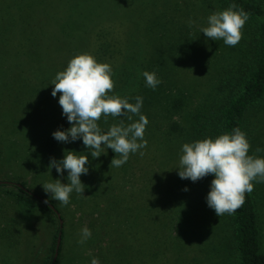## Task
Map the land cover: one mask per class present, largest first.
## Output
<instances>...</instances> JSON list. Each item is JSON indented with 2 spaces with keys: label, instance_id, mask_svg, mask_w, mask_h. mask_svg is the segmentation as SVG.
<instances>
[{
  "label": "rangeland",
  "instance_id": "1",
  "mask_svg": "<svg viewBox=\"0 0 264 264\" xmlns=\"http://www.w3.org/2000/svg\"><path fill=\"white\" fill-rule=\"evenodd\" d=\"M82 1L0 0V264H49L59 220L43 209L42 200L53 203L61 217L63 238L58 264H91L93 258L99 264H212V232L221 229L222 216L218 217L207 205L210 190L204 186L205 177L196 182L181 179L178 169L181 145L191 143L186 134L192 112L220 78L223 41L206 38L200 31L201 26H207V17L218 11L215 1L103 0L106 5H118L112 8L119 10L109 13L108 19L94 29L82 24L80 29L72 16L80 7L87 10L90 4ZM189 20L195 24L180 33L177 27L189 26ZM95 31L104 37L96 36L99 33ZM84 53L111 66L115 86L109 95L126 98L121 93L125 91L128 97L135 98V77L137 81L143 72H154L161 81L155 90L161 88L162 97L156 101L158 105H150L143 112L159 106L161 116L166 101L180 99L181 128L173 137L158 135L148 125L153 122L149 118L152 121H148L144 132L147 147L141 149L145 154L129 156L135 182L128 178L122 181L117 167L110 165L115 156L111 149L92 158L85 148L88 173L82 174L80 180L86 187L82 195L73 191L69 204L62 205L42 185L56 179L68 183L67 170L61 175L48 166L50 158L59 161L65 151H73L75 141L61 142L52 154L45 149L58 121L67 119L58 103L60 93L53 97L54 85L50 83L71 58ZM127 74L130 78H126ZM126 81L130 83L125 87ZM141 81L137 92L153 90L143 75ZM117 119L102 116L98 124L107 131L118 124ZM246 138L250 155L264 158L262 105L247 113ZM257 148L261 151L257 152ZM253 183L264 252V183ZM21 184L40 199L35 211L23 213L15 205L10 193H18ZM127 204L141 212L155 207L139 221L150 216L152 222L153 215L164 213L161 227L148 232L143 226L129 227L128 220L136 212L126 211ZM143 224L147 228L148 222ZM85 226L92 235L79 244L80 230ZM174 232L181 233L180 243L171 237ZM147 234L149 239L144 237Z\"/></svg>",
  "mask_w": 264,
  "mask_h": 264
},
{
  "label": "clouds",
  "instance_id": "2",
  "mask_svg": "<svg viewBox=\"0 0 264 264\" xmlns=\"http://www.w3.org/2000/svg\"><path fill=\"white\" fill-rule=\"evenodd\" d=\"M236 8L237 5L231 4L222 11H213L207 17V26L200 27L201 33L213 41L222 40L227 46L237 45L242 39V29L249 19V13ZM188 23L192 26L195 21L189 20ZM112 75L108 63H99L88 53L71 58L66 68L58 71L50 83L54 85L51 95L56 97L60 93L58 103L62 115L66 116L71 126L66 130H56L52 135L55 140L63 143L82 139L92 158H98L106 149H111L115 156L110 165L121 167L128 161L130 154H145L141 149L147 147L144 132L148 120L141 114V96H136L133 104L128 98L109 95L115 86ZM142 75L147 86L153 90L161 83L154 72L145 71ZM125 114H128L129 121L133 120V116H138V120L127 125L121 120L107 131H102L98 124L102 116L122 117ZM249 149L246 134L239 127L234 128L230 134H220L214 139L204 138L183 143L178 175L192 182L212 175L214 178L206 197L208 207L218 217L232 214L245 203V194L254 190V181L264 183V158L249 155ZM256 151L261 149L257 148ZM88 163V156L77 155L74 151H65L63 159L59 161L50 158L49 170L55 168L61 175L67 170L68 183H61L59 179L45 182L43 190L51 193L52 199L68 205L70 194L75 191L82 195L86 187L80 176L88 173ZM79 235L77 243L84 244L92 233L85 226ZM91 264H99V260L93 258Z\"/></svg>",
  "mask_w": 264,
  "mask_h": 264
},
{
  "label": "trees",
  "instance_id": "3",
  "mask_svg": "<svg viewBox=\"0 0 264 264\" xmlns=\"http://www.w3.org/2000/svg\"><path fill=\"white\" fill-rule=\"evenodd\" d=\"M214 1L218 11L228 8L231 4H235L237 5L235 10L243 9L249 13V19L246 21L242 29V39L237 45L234 47L227 46L224 43L221 45L224 54L221 59V66H219L220 78L205 98H203L196 105L192 112L193 115L188 124L186 134L191 142L202 140L204 138L214 139L218 135L224 133L230 134L236 127H239L241 131L246 134V120L249 110H252L254 107H261V105L264 108V0ZM81 3H88L90 5L87 7L88 11L86 9L83 10L82 7H80V10L76 11L72 16V21L76 27L82 24V26H85L84 28H89L88 26L91 25V28L94 29L96 26L98 27L100 22L103 23L104 19H108L106 16H108L109 13L113 14L119 10V8L113 10V8L118 7V5L113 4L111 6L110 4L112 3L107 4L108 6L110 5L108 9L107 5L103 3V0H83ZM102 5L106 7L103 8ZM93 9L97 10L94 12ZM172 11L175 12L174 10ZM79 28L83 29L81 26ZM177 28L181 33V31H189L191 27L188 25H182ZM68 33L69 35H72L73 32L68 31ZM96 36L104 37L100 33ZM191 39L192 36L190 37V40ZM76 42L79 43L81 41L77 40ZM201 43L202 42L200 41V44ZM191 45H193V40L191 41ZM186 46L188 48H192L188 43ZM188 55H190L189 52H187V56ZM126 59L128 61L130 60L129 54ZM159 69H161L163 73L162 75L164 76L165 73L163 72V69ZM128 77L130 78L129 74L126 75V78ZM141 80L142 74L138 76L137 81L135 77L134 86L136 87V92L133 93V96H141L143 98L141 114L145 115L148 121L151 120L149 118L153 119V122H148V125H152V130L158 135L173 137L178 134L181 128V118H179V115H181L180 107L182 105V101L180 99L173 100L168 103L166 101L165 105L162 106L161 111L163 110V115L161 116H158L157 112V109L161 108L159 106L151 112L148 111L150 113L143 112L146 111L150 105H158L156 101L160 99L159 97H162V89L149 90L147 92L146 90H140L141 92H137V88L140 86L138 82ZM129 83V81H126L125 87ZM144 86V82L141 81V87ZM121 93L123 97L129 99L130 103H135V98L128 97V94L125 91ZM127 115L128 114H125V116L122 117H115L118 118L117 123L121 120H123L124 123L129 121L127 120ZM134 119L137 121L138 116H133V120L129 121V123L134 122ZM69 126L70 125L67 119H61L57 123L56 130H66ZM60 143L61 142L55 140L53 135H51L45 144L47 153L52 154ZM74 143L73 151L77 155H87L86 150L84 151L85 146L83 145L82 139L78 138ZM130 166L131 159H128L124 165L117 167L122 177V181L124 178H128L130 180H134L132 182H135ZM213 178L214 177L212 175H208L204 178L205 188L210 190V184ZM18 187V193H10V195L14 198L15 205L23 213L35 211L38 208L40 199L37 197L35 198L34 195L27 192L24 189L25 184H21V186ZM132 188L133 186L130 187L129 191H131ZM137 192H139V194L142 193L140 189L139 191L137 190ZM22 193H26L31 198H26ZM48 205L53 206L59 214V210L56 206L49 201L47 204L43 203V209L55 215V213L50 210ZM154 208L143 210V212H141L138 208L134 211L128 204L125 205L124 209H126V211L136 212V214L132 213L134 218L128 220L129 227L133 225V228L138 229L140 226H143L147 232L148 229H153V227H155V229L161 227V218L164 213H156L155 215L152 214V222L149 221L150 216L146 220L139 221L145 212L153 210ZM173 214L176 215V213ZM58 220H61V217ZM221 220V229H217L218 231L214 230L215 233L214 231L212 232L214 242L210 244V251L214 255L211 254L209 256H213V258H211L212 264H224L225 262L228 264H264V252L261 248V233L259 229L258 209L254 196V190L251 193L245 194V203L239 209L232 214L226 213L222 215ZM145 221L148 222L147 228L143 224ZM206 226H208L207 222ZM62 230L63 227H60L59 225L53 236L50 247L51 255L49 257V264H53V258L56 253L55 249L57 237L59 234L61 237V244L57 251V258L54 264H58L60 261L63 238ZM150 236L147 234L144 237L145 239H149ZM171 237H173L175 242L180 243V232H174ZM151 246L153 247L154 245Z\"/></svg>",
  "mask_w": 264,
  "mask_h": 264
},
{
  "label": "water",
  "instance_id": "4",
  "mask_svg": "<svg viewBox=\"0 0 264 264\" xmlns=\"http://www.w3.org/2000/svg\"><path fill=\"white\" fill-rule=\"evenodd\" d=\"M42 202L45 203L44 200H42ZM45 204H47V203H45ZM48 207L50 208V210H52V211L55 213L56 217L59 219L60 216H59L58 212L54 209V207L51 206V205H48ZM59 225H60V227H61V225H62L60 220H59ZM60 242H61V237H60V234H59L58 237H57V243H56V249H55L56 253H55V256H54V258H53V264L55 263L56 258H57V251H58V249H59Z\"/></svg>",
  "mask_w": 264,
  "mask_h": 264
}]
</instances>
